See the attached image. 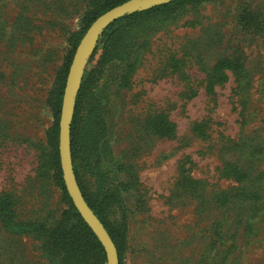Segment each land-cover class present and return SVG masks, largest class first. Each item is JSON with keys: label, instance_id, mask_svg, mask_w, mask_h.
Returning a JSON list of instances; mask_svg holds the SVG:
<instances>
[{"label": "rangeland", "instance_id": "obj_1", "mask_svg": "<svg viewBox=\"0 0 264 264\" xmlns=\"http://www.w3.org/2000/svg\"><path fill=\"white\" fill-rule=\"evenodd\" d=\"M104 2L0 0V195L20 223L50 228L70 207L53 160L58 85ZM153 21L109 42L101 33L84 64L74 128L83 189L118 264H264V0L186 4L132 42ZM70 260L0 221V264Z\"/></svg>", "mask_w": 264, "mask_h": 264}, {"label": "trees", "instance_id": "obj_2", "mask_svg": "<svg viewBox=\"0 0 264 264\" xmlns=\"http://www.w3.org/2000/svg\"><path fill=\"white\" fill-rule=\"evenodd\" d=\"M126 0H105L103 5L98 9V11L94 14H88L85 20V26L81 29L79 36L73 42L72 48L66 57V62L62 70L60 82L58 85V99H57V109H56V118L54 121L53 129H52V145H53V160L55 162V169L59 184L62 190L66 193L70 207L65 210L60 219L50 228H45L40 224L34 223H20L15 220L14 213L10 207L11 201L7 198L6 195H0V221L3 227H5L8 231L13 230L14 232H30L34 233L42 243L43 250L50 255H58L63 254L66 257L70 256V264H85L87 260V255L85 252L91 251L95 254L97 258V264H105L106 263V254L103 248V245L100 243L98 238L92 232L91 228L87 225V223L80 216L79 212L73 205L71 198L68 196L66 187L62 178V171L59 160V151H58V132H59V113L61 108L62 101V93L63 88L65 86V80L67 77L69 65L72 60V56L74 50L87 29V27L96 19L97 16L104 13L106 10L111 7L118 5ZM201 0H169L165 3L155 5L144 10H138L131 13H127L113 22L109 23L108 26L104 29L99 39L110 41L116 33L117 28L121 26L132 25L140 20H145L151 18L154 20L149 24H146L143 29L140 30L139 34L133 36L132 42H136L140 45L142 42L146 40L148 36H150L153 32L158 30L160 26L169 20H173L178 14H180L181 10L186 4H198ZM77 93L75 107L70 127V150H71V158L73 171L77 180V183L80 187V190L89 205V207L93 210L96 216L103 223L104 227L108 231L111 239L114 242V245L117 249L118 256L119 248L117 244V240L111 230L108 227V224L105 220L104 214L101 212L97 203L93 202L89 196L85 193L83 189L78 169L76 168V153L74 150V128L76 122V114L79 107V102L82 94V86ZM156 126L158 130L162 132L164 135H173V124L167 123L165 120H156ZM120 264V263H119Z\"/></svg>", "mask_w": 264, "mask_h": 264}, {"label": "water", "instance_id": "obj_3", "mask_svg": "<svg viewBox=\"0 0 264 264\" xmlns=\"http://www.w3.org/2000/svg\"><path fill=\"white\" fill-rule=\"evenodd\" d=\"M167 1L169 0H126L100 14L87 28L75 48L65 81L58 122V151L62 178L73 205L103 245L106 254L105 264H118L117 249L103 223L87 204L73 171L70 127L75 107V97L79 89L84 64L93 53L98 36L108 24L127 13L146 9Z\"/></svg>", "mask_w": 264, "mask_h": 264}]
</instances>
